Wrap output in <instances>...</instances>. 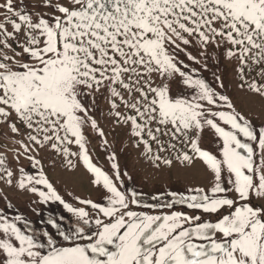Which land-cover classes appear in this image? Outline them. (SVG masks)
<instances>
[{"label":"snow or ice","instance_id":"obj_1","mask_svg":"<svg viewBox=\"0 0 264 264\" xmlns=\"http://www.w3.org/2000/svg\"><path fill=\"white\" fill-rule=\"evenodd\" d=\"M46 3L61 14L54 16L53 22L42 17L34 22L31 15L16 10L14 0L0 4V8L18 17L20 22L5 16V21L17 32L22 24L26 26L27 46L22 47L31 58L30 62H16L22 70H13L8 63L0 62V117L8 121L15 114L29 129L35 127L37 132L44 133L42 140L29 135V140L37 144L53 138L64 144L71 142L69 134L74 137L83 151L84 163L95 174L94 182L107 189L109 194L104 199L108 203L82 200V204L92 206L93 218L85 208L65 203L42 173L39 178L22 176L20 189L31 185V192L38 193L43 202L59 201L76 217V223L74 230L66 232L50 219L48 223L57 227L63 242L47 231L43 232L46 242H42L36 233L18 226L17 221L24 217L10 219L0 214V264H264V129L257 134L251 123L238 114L213 112L206 107L203 102L216 104L218 94L203 79L183 71L182 62L175 59L168 47L175 45L179 49L177 40L188 45L190 41L185 34L198 35L205 46L221 36L227 43L238 46L235 51L230 49L228 56L238 52L242 63H247L249 57L256 64L264 63V0H68L66 4L46 0ZM0 35L11 37L14 33L0 23ZM189 58L196 59L190 54ZM145 73L149 76L156 73L166 80L179 77L183 85L198 90L190 99H173L167 83L153 87L147 80L148 92L135 89L147 101L143 110L137 104L131 107L149 122L172 125V137H183L182 143L188 144L211 169L214 181L208 192L194 189L196 194L143 206L172 209L178 203L193 211L218 214L215 222H198L199 215L182 211L150 215L132 210L131 205H141L138 194L133 192L129 198L120 191L87 154L82 128L89 121L88 109L81 100L86 94L82 89L98 90L107 80L131 91L135 85L125 83L123 77L127 74L129 81L132 76L139 77L135 81L139 84ZM248 87L264 95V85L253 82ZM112 93L120 95L115 88ZM219 100L226 102L229 109L233 107L227 96L219 95ZM216 117L230 129L217 123ZM127 119L140 136L143 126L136 117ZM90 123L97 127L94 119ZM11 128L13 132L19 131L15 123ZM205 128L221 139L220 158L199 146ZM148 134L156 139L151 129ZM241 134L247 142L241 139ZM253 142H258V159ZM144 143L147 145V141ZM51 147L60 150L57 143ZM62 150L68 154L67 148ZM147 150L151 151V147ZM160 159L155 156V160ZM176 159L191 163L193 156L184 151ZM3 163L0 157V165ZM163 163L171 165L172 160L164 159ZM113 168L118 166L113 164ZM5 171L7 183L11 184L13 173ZM225 174L231 189L223 186ZM40 184L46 185L48 191L35 186ZM228 191L234 192L235 198L221 195ZM221 212L226 214L220 215ZM93 224L95 230L89 233Z\"/></svg>","mask_w":264,"mask_h":264},{"label":"rangeland","instance_id":"obj_2","mask_svg":"<svg viewBox=\"0 0 264 264\" xmlns=\"http://www.w3.org/2000/svg\"><path fill=\"white\" fill-rule=\"evenodd\" d=\"M4 2L5 0H0V4ZM56 2L57 0H53V3ZM58 2L66 4L68 0H58ZM14 5L17 11L31 15L34 22H38V18L41 17L53 22L54 16L61 15L50 7L46 0H14ZM5 16L20 22L18 17L0 8V23H5L7 30L14 33L11 37L0 35V62L8 63L13 70H22L16 62L25 63L30 62L31 59L23 52L22 47L27 46L26 26L22 24L21 30L17 32L10 23L5 21ZM216 27L219 28L220 25L217 24ZM185 36L190 41L188 45L177 40L176 43L180 45L179 49L175 45H169V51L175 59L182 62L180 66L183 71L203 79L218 94L216 104L208 105L206 101L203 102L206 107L211 108L213 112L232 111L238 114L248 120L259 134L260 130L264 129V95L254 92L248 85L253 82L264 85V75H261L264 63L256 64L251 57L248 58L247 63H242L238 52L235 56H228V51L230 49L235 51L238 46L227 43L221 36H216L215 41H210L206 46L200 43L198 35L185 34ZM39 46H43V38ZM189 54L196 59H190ZM192 69L196 71L192 72ZM123 78L125 83L135 85L131 91L123 88L118 82L110 84L107 80L103 81L98 90L95 87L91 90L82 89V92L86 94L82 95L81 100L88 109L86 116L89 121L84 123L82 130L85 138L84 144L91 162L102 169L113 180L117 188L129 198L133 192L138 194L141 205H131L134 211L146 212L150 215L182 211L187 215H199L201 220L198 222H215L219 218L218 214L205 213L199 209L193 211L186 205L178 203L174 204L172 209L143 206L170 202L178 199L180 195L196 194L192 191L194 189L203 188L208 192L214 177L211 169L192 151L190 146L182 143L183 137L180 139L172 137V125H161L158 121L149 122L146 116L141 118L137 115L136 109L131 105L137 104V108L143 110L142 105L147 101H144L141 93L135 89L143 88L145 92H148L145 83L147 80L151 81L153 87L167 83L169 94L173 99H190L198 90L183 85L179 77L166 80L156 73L150 76L143 74V79H140L139 84H135L139 77L132 76V80L129 81L126 74ZM112 88H115L120 95H113ZM219 95L227 96L233 107L229 109L226 102L219 100ZM151 96L152 93L149 92V99ZM113 103L116 107H113ZM117 112L120 113L119 116L116 115ZM128 117H136L137 123L143 126L140 136L135 134L132 121L127 119ZM91 119L96 121V128L92 127ZM215 119L222 127L230 129V126L220 121L219 117ZM12 123H15L19 131H12ZM157 128L160 131H156ZM149 129L155 135V140L149 136ZM101 131L103 135L100 134ZM30 134L36 135L40 140L44 135L42 132H37L35 127L29 129L25 123L16 118L15 114L8 121L0 117V157L4 160V163L0 165V214L10 219L16 216L24 217V220L17 221L18 226L26 232L31 230L36 233L42 242H46L47 239L43 236L45 231L53 235L58 242H63L58 235L57 227L49 224L48 221L55 220L56 224L67 232L74 230L76 217L68 212L59 201L43 202L38 193L31 192V185L20 189L21 177L26 179L31 175L39 178L42 173L65 203L73 207L85 208L93 218H95V211L92 206L84 205L81 201L92 200L94 203L107 205L108 202L104 197L109 193L102 183L97 185L94 182L95 174L84 163L83 151L70 134L69 141L71 142L66 141L64 144H59L55 138L52 141L37 144L29 140ZM241 139L247 142V138H244L242 134ZM144 141H147V145ZM52 143H57L60 150L52 148ZM253 143L258 159V142ZM170 144H175L176 147L171 148ZM148 146L151 147V151L147 150ZM199 146L218 158L222 155L220 152L222 141L209 128H205L200 135ZM64 148L68 149V154L62 150ZM161 148L164 150L161 151ZM184 151L193 156L191 163L176 159L177 155ZM156 155H159L161 159L155 160ZM164 159L172 160V164H164ZM113 164H116L118 168H113ZM5 169L13 173L11 184L7 183L8 177ZM35 186L48 191L46 185ZM223 186L231 189L226 174ZM173 193L177 196H173ZM221 195H227L229 198L236 196L231 191ZM154 197L156 199H153ZM222 214L226 212H221L220 215ZM94 230L95 225L93 224L88 231L91 233Z\"/></svg>","mask_w":264,"mask_h":264}]
</instances>
